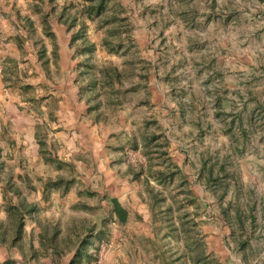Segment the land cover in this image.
<instances>
[{
	"label": "rangeland",
	"instance_id": "rangeland-1",
	"mask_svg": "<svg viewBox=\"0 0 264 264\" xmlns=\"http://www.w3.org/2000/svg\"><path fill=\"white\" fill-rule=\"evenodd\" d=\"M120 1L131 21L126 51L108 52L103 29H87L94 61L118 68L123 91V104L95 123L74 83L82 58L71 32L54 14L48 29L42 20L52 5L83 0H0L6 255L38 264L29 251L47 221L60 241L99 227L105 194L128 219L106 220L95 258L75 264H264V0ZM58 178L70 181L66 192L51 187ZM86 189L99 196L80 195ZM19 202L36 209L15 242L7 206Z\"/></svg>",
	"mask_w": 264,
	"mask_h": 264
},
{
	"label": "trees",
	"instance_id": "trees-1",
	"mask_svg": "<svg viewBox=\"0 0 264 264\" xmlns=\"http://www.w3.org/2000/svg\"><path fill=\"white\" fill-rule=\"evenodd\" d=\"M40 2L41 0H37ZM50 4L54 0H48ZM72 5L62 4V7L56 12V7L51 6L49 13H44L42 17L44 27L49 28L48 15H56L59 23L63 24L67 31L71 32L69 38V47L74 49V57L82 58L79 60L74 68L76 73L74 83L78 86V98L83 100L87 106V115L94 121L106 122L110 115L123 104V91L117 83L120 82V72L118 68L111 64L103 63L97 65L93 59L95 51V43L90 39L88 34L89 23H95L98 29H103L104 36L102 38V45L108 52H119L120 49L126 51L127 44L130 43V18L127 14L126 7L120 0H83L81 7L72 9ZM36 11L41 12V7L36 4ZM56 13V14H55ZM46 34L53 37L54 34L46 31ZM19 38V37H18ZM19 40H21L19 38ZM122 50V51H123ZM44 56V50L40 51V59ZM38 143L40 145L41 153L44 155V139L41 138L39 131L36 134ZM47 161L55 162L56 158L47 154ZM51 187H64L66 192L70 186V181L63 178L50 183ZM10 190V189H8ZM80 195L94 197L98 193L94 190H83L79 192ZM99 196V195H98ZM101 202L107 200L106 205L99 206L105 210L107 218H105L100 226H89L83 228V233L75 234L74 241L70 238L62 237L58 240L59 229L57 226H50L49 222H45L38 232L39 246L38 248L31 247L29 251L30 259H36L39 255H51L56 260H59L63 255L71 253L69 264H75L86 260L94 259V252L98 250L96 246L97 240L100 241L107 228L106 220L124 223L128 219V210L118 201L117 197L108 198L103 194L99 196ZM82 208L87 209L84 202H80ZM8 211L12 214L15 222V235L13 241L17 242L23 237L24 233V219L26 216H31L36 207L34 204L28 206L24 202L18 204H10L7 206ZM168 226L171 234H175L177 227L171 217H168ZM41 225V220H39ZM51 228V230H50ZM1 240H5V231L0 230ZM177 235V234H175ZM177 237V236H176ZM63 241V243H62ZM72 244V246L70 245ZM199 259V258H197ZM0 264H16L12 259H7ZM206 264V263H203Z\"/></svg>",
	"mask_w": 264,
	"mask_h": 264
},
{
	"label": "crops",
	"instance_id": "crops-1",
	"mask_svg": "<svg viewBox=\"0 0 264 264\" xmlns=\"http://www.w3.org/2000/svg\"><path fill=\"white\" fill-rule=\"evenodd\" d=\"M118 198V201L122 204V201L119 197ZM123 205V204H122ZM7 259H12V257H8L6 255V250L4 248L3 245L0 244V263H2L3 261L7 260ZM14 260V259H12ZM16 262V264H19L20 261L19 260H14ZM33 263H36L38 262V264H62V257L59 259V260H56L55 258H53V262H52V257L51 255H46V256H43L39 259H32Z\"/></svg>",
	"mask_w": 264,
	"mask_h": 264
}]
</instances>
